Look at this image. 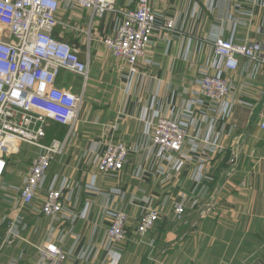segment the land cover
Returning <instances> with one entry per match:
<instances>
[{"label":"crops","instance_id":"0c3cea01","mask_svg":"<svg viewBox=\"0 0 264 264\" xmlns=\"http://www.w3.org/2000/svg\"><path fill=\"white\" fill-rule=\"evenodd\" d=\"M263 2L150 0L157 12L176 21L182 33L168 40L169 46L167 34H155L144 54L150 62L140 60L141 75L134 76L130 85L128 67L112 57L101 42L112 34L113 16L91 21L87 11L62 6L55 37L68 42L82 60L89 58L78 127L64 154L52 159L45 184L30 205L19 208V202L10 198L18 196L16 189L22 185L36 149L23 147L8 158L0 177V264H41L36 247L46 242L61 246L67 256L64 264H264V132L260 129L264 68L249 78L250 65L240 59L238 68L228 73L235 109L229 121L218 125L224 132L226 152L211 163L212 180L205 181L202 190L193 181V164L182 173L181 189L160 177L141 179L135 175L140 166L155 169L157 165L142 149L149 144L143 138L142 117L151 99L156 98V107L165 115L171 105L180 110L207 63L211 39L218 34L230 38L235 22L247 24L235 28L238 43H264ZM115 3L126 8L129 0ZM238 7L241 13L250 11L253 16L248 19L237 14ZM61 81L58 87L80 93L75 81ZM61 129L64 134L59 138L66 132ZM104 140L122 142L137 152L128 157L122 171L100 175L96 193L84 185L95 174L94 157L102 151ZM236 148L241 150V158L227 176L229 154ZM56 177L58 184H67L66 212L45 218L39 210ZM115 188L122 193H109ZM181 191L192 202L198 194L199 202L193 206L188 201L184 217L177 221L171 206ZM146 207L158 209L160 219L150 233L140 237L136 225ZM106 208L123 210L129 217L126 238L116 246L105 236L110 222ZM9 227L17 230L16 238Z\"/></svg>","mask_w":264,"mask_h":264},{"label":"built area","instance_id":"2783aa9c","mask_svg":"<svg viewBox=\"0 0 264 264\" xmlns=\"http://www.w3.org/2000/svg\"><path fill=\"white\" fill-rule=\"evenodd\" d=\"M260 5L264 8V2ZM62 6L87 11L91 21L106 15L113 16L112 34L103 37L101 42L112 57L128 67L129 85L134 76L141 75L138 68L140 60L144 64L150 62L145 60L144 54L155 34L160 37L167 34L169 46L172 38L182 33L176 21L157 12L150 0H129L126 8L116 6L115 0H0V177L11 155L23 147L36 149L23 183L16 189L18 196L10 198L15 204L19 202V208L32 204L38 198L52 159L64 154L78 127L83 91L89 75V58L82 60L68 42L55 37V31L61 25L57 13ZM239 7L236 8L237 14L248 19L253 16L250 11L241 13ZM238 26L247 24L235 22L230 38L219 34L213 36L207 63L200 70L201 76L194 81L189 98L183 99L180 110L171 105L165 115L156 107V98L151 99L142 117L143 138L149 144L142 149L147 151L146 156L157 161V165L155 169L138 167L136 176L141 179L160 177L181 189L182 173L193 164V181L199 190L205 181L212 180L210 165L226 152L224 132L218 130V125L229 121L235 109L227 75L238 68L240 59L250 65L249 78H255L264 68V43H238L234 37ZM63 71L81 78L79 94L58 87ZM262 108L264 111V99ZM260 119V129L264 132V116ZM52 125L66 128L65 135L48 138ZM102 142V151L95 155L93 161L95 174L84 185L85 189L96 193L99 191L95 184L98 177L122 171L128 157L137 152L122 142ZM229 156L230 172H234L241 150L236 148L230 151ZM66 189L67 184H58V178H54L44 193L40 215L45 218L64 215ZM109 193L119 195L122 192L115 188ZM197 198L192 202L186 194L179 192L171 206L175 220H182L187 202L197 205ZM88 206L87 203L84 212L80 213L82 217ZM144 209L136 225L140 237L150 233L160 219L158 209ZM105 214L110 220L106 239L116 246L126 238L128 214L116 208H106ZM9 229L11 236L16 238L17 230ZM36 256L41 264H64L67 259L61 246L54 242L36 247Z\"/></svg>","mask_w":264,"mask_h":264},{"label":"rangeland","instance_id":"374dc122","mask_svg":"<svg viewBox=\"0 0 264 264\" xmlns=\"http://www.w3.org/2000/svg\"><path fill=\"white\" fill-rule=\"evenodd\" d=\"M96 71V70H95ZM61 82H67L68 84H71V83H73V81H75L77 84V87L78 88H80L81 87V84H80V82H81V80L77 77V76H75V75H72V74H70V73H68V72H65V71H63V73H61ZM63 76L65 77V78H63ZM60 81V80H59ZM71 82V83H70ZM64 134V130L63 129H61V128H58L57 126H55V125H52L51 127H50V129L48 130V138H53V137H55V138H59L60 136H62ZM76 135V131L75 132H73V134H72V136H75ZM33 151L35 152V149H33ZM232 172H230V169L228 170V172H227V176H229L230 174H231ZM178 221V220H177Z\"/></svg>","mask_w":264,"mask_h":264},{"label":"trees","instance_id":"16d2710c","mask_svg":"<svg viewBox=\"0 0 264 264\" xmlns=\"http://www.w3.org/2000/svg\"><path fill=\"white\" fill-rule=\"evenodd\" d=\"M58 128H61V127H59V126H57Z\"/></svg>","mask_w":264,"mask_h":264}]
</instances>
